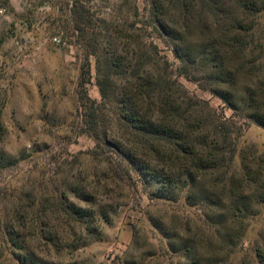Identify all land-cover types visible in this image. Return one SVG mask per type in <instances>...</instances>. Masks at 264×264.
<instances>
[{"label":"rangeland","instance_id":"374dc122","mask_svg":"<svg viewBox=\"0 0 264 264\" xmlns=\"http://www.w3.org/2000/svg\"><path fill=\"white\" fill-rule=\"evenodd\" d=\"M2 3L0 264H264V8L217 67L220 26L177 0ZM142 75L229 167L171 176L141 154L120 114Z\"/></svg>","mask_w":264,"mask_h":264},{"label":"trees","instance_id":"16d2710c","mask_svg":"<svg viewBox=\"0 0 264 264\" xmlns=\"http://www.w3.org/2000/svg\"><path fill=\"white\" fill-rule=\"evenodd\" d=\"M177 2L182 9V16L186 19L189 18V12L197 9L201 22H206L211 16L215 25L220 26V36L206 45L207 57L215 55L217 67L224 66L222 54L228 49L240 58L241 54L247 51L250 31L255 27L258 14L264 8V0H177ZM150 83L149 77L142 75L133 88L122 93L124 108L120 116L134 130L138 143L144 145L142 147L146 153L141 151V154L145 157L154 154L160 159L167 160L169 165L167 172H171V176L189 175L194 170L218 171L229 167L224 151L219 149L218 138L215 137L216 141H211L210 129L204 133L203 121L201 124L196 122L192 124L190 116L178 109L181 104L171 92L160 91L158 98L149 100L145 94L151 87ZM221 94L222 97L228 96L223 89ZM93 123L94 132L100 138L98 121L95 120ZM136 150L140 149L137 147ZM131 155L138 156V153L132 152ZM151 170L155 172L154 168ZM234 177L233 194L242 185L241 182L235 184ZM169 178L163 176L164 183L169 184ZM233 206L237 208V202L234 201Z\"/></svg>","mask_w":264,"mask_h":264},{"label":"built area","instance_id":"2783aa9c","mask_svg":"<svg viewBox=\"0 0 264 264\" xmlns=\"http://www.w3.org/2000/svg\"><path fill=\"white\" fill-rule=\"evenodd\" d=\"M2 2H3V0H0V16L5 13V7H4ZM52 41L54 43H57V44L61 43V39L59 37H57V36L53 37Z\"/></svg>","mask_w":264,"mask_h":264},{"label":"crops","instance_id":"0c3cea01","mask_svg":"<svg viewBox=\"0 0 264 264\" xmlns=\"http://www.w3.org/2000/svg\"><path fill=\"white\" fill-rule=\"evenodd\" d=\"M10 2H11V4H13V5H17L18 3H17V0H10Z\"/></svg>","mask_w":264,"mask_h":264}]
</instances>
